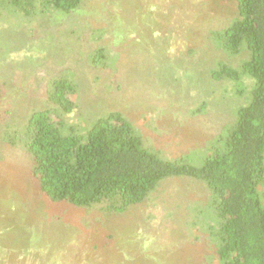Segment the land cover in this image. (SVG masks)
<instances>
[{
	"label": "rangeland",
	"instance_id": "obj_1",
	"mask_svg": "<svg viewBox=\"0 0 264 264\" xmlns=\"http://www.w3.org/2000/svg\"><path fill=\"white\" fill-rule=\"evenodd\" d=\"M136 1L140 7L85 0L65 15L0 14V264H221L199 223L212 221L201 181L164 179L145 201L107 214L47 199L29 153L8 142L32 110L49 104L48 81L68 74L78 88L69 124L85 131L119 111L162 158L201 163L247 102L234 83L208 75L218 60L237 65L242 57L228 58L210 36L234 18L235 0Z\"/></svg>",
	"mask_w": 264,
	"mask_h": 264
},
{
	"label": "trees",
	"instance_id": "obj_2",
	"mask_svg": "<svg viewBox=\"0 0 264 264\" xmlns=\"http://www.w3.org/2000/svg\"><path fill=\"white\" fill-rule=\"evenodd\" d=\"M84 1L0 0V14L65 15ZM235 6L234 18L210 36L228 58L242 57L237 65L218 60L208 75L213 82L234 83V93L246 94L247 102L211 141L200 164L162 158L119 111L99 117L85 131L69 124L78 88L72 76L60 74L46 84L49 104L32 110L8 139L31 156L40 192L54 202L119 215L149 198L164 179L201 181L209 191L212 221L208 227L199 223L216 243L221 264H264V0H235ZM100 53L102 48L96 56ZM243 76L252 80L250 89Z\"/></svg>",
	"mask_w": 264,
	"mask_h": 264
}]
</instances>
